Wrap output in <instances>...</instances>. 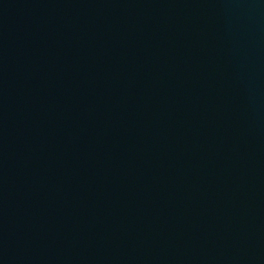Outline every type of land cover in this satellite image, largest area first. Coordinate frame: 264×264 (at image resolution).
<instances>
[{"label":"water","instance_id":"1","mask_svg":"<svg viewBox=\"0 0 264 264\" xmlns=\"http://www.w3.org/2000/svg\"><path fill=\"white\" fill-rule=\"evenodd\" d=\"M0 264H264V0H0Z\"/></svg>","mask_w":264,"mask_h":264}]
</instances>
